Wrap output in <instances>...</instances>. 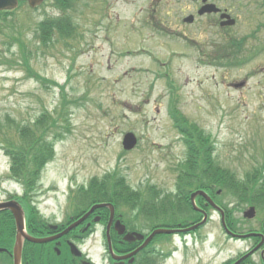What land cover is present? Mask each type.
<instances>
[{
    "label": "rangeland",
    "instance_id": "obj_1",
    "mask_svg": "<svg viewBox=\"0 0 264 264\" xmlns=\"http://www.w3.org/2000/svg\"><path fill=\"white\" fill-rule=\"evenodd\" d=\"M233 1V14L239 21L226 35L251 36L247 48H255L257 43L263 47V0ZM58 13L47 5L37 11H29L25 5L0 17V122L8 126L12 120L14 127L22 122L31 124L45 111L58 117L62 86L67 99L76 100L69 109L71 133L57 142L55 161L43 174L47 188L40 194L44 198L59 197L61 202L63 191L69 193L71 184L88 183L93 175L114 168L122 169L136 188L153 182L167 191L173 189L172 168L184 153L169 116L171 99L183 116L211 136L214 157L221 166L242 178L247 169L264 162V50L244 66H222L215 58L203 56L214 50L212 41L223 40L214 20L208 27L203 22L188 26L191 32L186 35L181 34V28L165 24L169 37H160L140 24L136 17L139 4L122 2L108 7L105 22L109 23L97 27L92 15L81 19L76 39L68 40L72 44H62L64 37L55 34L48 48L35 39L36 25L49 16L58 17ZM16 31L27 37L33 50L31 65L49 82L29 78L15 62L22 61L16 56L20 46L14 40L12 49L8 43L10 37L19 35ZM242 82L243 87H235ZM9 129L16 139L15 129ZM129 131L136 133L140 142L137 149L125 151L122 140ZM7 167L8 158L0 147V200L19 187L7 180ZM220 200L224 204L233 201L223 191ZM51 203L57 204L49 199L40 205L42 215L52 220L61 217L62 210ZM54 209L57 217H53ZM242 213L237 209L234 215L242 217ZM258 215L262 218V213ZM257 218L249 224L258 227ZM202 233L212 237L209 246L214 248L206 247L202 253L205 259L215 255L211 264H223L250 243L228 241L215 212ZM82 246L104 254L101 236H93Z\"/></svg>",
    "mask_w": 264,
    "mask_h": 264
},
{
    "label": "flooded vegetation",
    "instance_id": "obj_2",
    "mask_svg": "<svg viewBox=\"0 0 264 264\" xmlns=\"http://www.w3.org/2000/svg\"><path fill=\"white\" fill-rule=\"evenodd\" d=\"M77 1L82 4L91 3L92 6V16L94 17V24L98 27L99 25L105 23L108 19L107 11L110 5L117 2H122L126 4H141L142 6H148L147 11L141 9L140 14L142 24H146L149 27H161L165 23L168 25H174L181 28L182 34L190 33L185 18L188 15L193 16V21L191 25L203 22L210 25L212 20H218L220 24L225 20L220 19L223 13L228 12L231 15L234 13L235 7H233V2L231 0H71ZM62 2L65 5H70L66 0H46V4ZM207 3H214L217 7L221 8L220 12L216 13H206L199 14L200 9ZM145 13V14H144ZM117 20V19H116ZM206 27V28H207ZM224 29L225 26H221ZM223 32L220 33L222 35ZM190 135L187 133L185 136L184 145H190L191 139ZM207 153V152H206ZM187 156V154H186ZM177 176V175H176ZM175 186L177 187L180 182L175 179ZM204 187L215 202H217L216 196L209 192V181L201 185ZM220 191V190H219ZM216 191V193H220ZM183 192L179 190L172 200L174 204L170 207V212L168 213L167 208L163 209L159 215L156 216V222L148 221L141 214V206H134L135 212L133 211H119L116 208V213L114 219L110 223V210L108 208H102L99 211L88 216L82 223L75 226L68 234L57 237L62 233L67 227L77 222L83 215L82 211H63L61 217L49 219L44 217L42 212L39 211L38 206L32 211L28 206V200L32 203V206H36L33 198L28 200L25 198H19L21 204L25 208L26 213V228L29 234L39 238L54 237L53 240L47 243L36 244L30 241H25L22 248L21 264H81L82 257H75L70 249V242L77 244L79 247L82 245L84 239L90 235H97L101 233L102 236H110L111 247L113 248V254L119 257H125L122 259H114L113 254L110 249L109 241L107 240L106 254H103L104 259L102 260L105 264H189L190 260L193 258V251L189 247L190 243H193L197 237L200 236L202 228H198L194 231H182L175 234L159 235L153 238V240L144 248L141 246L146 241L147 237L152 233L156 227H167V228H179L187 229L192 224L197 223L201 220L202 212L199 213V218L194 220V210L193 207L188 203V198L190 195L183 196ZM144 197H135L134 202L140 204V201ZM183 200L187 204L186 215H181L180 212H184L185 208L179 206V200ZM198 205L205 211L209 212L213 207L207 202L204 197H197ZM71 205V202H68ZM185 205V204H184ZM186 206V205H185ZM131 209V207H130ZM214 211V210H213ZM226 212V222L227 221ZM163 219L158 223V220ZM167 219H174L172 222H168ZM124 224L126 230L124 234H120L119 230L116 228L117 221ZM151 222V223H148ZM232 227V228H231ZM231 230L235 233L245 234L251 231H259L264 233V228L262 227L254 230L246 229L237 230L233 229L231 225ZM138 234H144L145 238L140 239ZM17 235V223L11 212H0V264H5V262L11 261L13 258V245H15ZM130 236L129 238H126ZM236 241H250L249 245L246 247L244 252L238 254L235 259L232 260L231 264L239 262V264H264V243L263 245L252 252V250L264 239L263 236H255L250 238H233ZM60 249V252L56 248ZM83 249V248H82ZM138 250V251H137ZM137 251V252H136ZM85 256V255H84ZM90 257V254H86ZM36 258L37 262H36ZM93 259V258H92ZM97 261L96 259H94ZM98 262V261H97ZM99 263V262H98ZM226 264V263H224ZM236 264V263H235ZM238 264V263H237Z\"/></svg>",
    "mask_w": 264,
    "mask_h": 264
},
{
    "label": "trees",
    "instance_id": "obj_3",
    "mask_svg": "<svg viewBox=\"0 0 264 264\" xmlns=\"http://www.w3.org/2000/svg\"><path fill=\"white\" fill-rule=\"evenodd\" d=\"M39 25H41L43 41H47L56 28L62 32L71 30L59 21H51V24L42 22ZM23 38L24 36L21 33L14 37L20 46V57L22 58V61L17 63L21 64L29 76L47 82L46 78L36 73L32 68L30 64L31 50H29V45ZM227 39L221 49L217 50V54H219L215 55L216 60H218L216 61L217 64L241 66L254 59L261 50L259 46L255 49L246 48V38L228 37ZM48 43L45 42L44 44L47 45ZM61 101V110L65 111L70 104L76 103L75 101H68L64 94ZM170 108L171 113L176 118L175 125L178 131L183 134H193L190 135L192 138L190 155L192 157L186 163L187 169H190V175L188 173L184 175L183 179L187 180L188 183L181 186V189L183 191L194 190L202 187L198 186L200 183L203 184L209 180V189L221 188L238 206L244 207L245 205L256 204L264 213V162L247 169L242 178L238 177L230 168L223 167L216 161L213 155L211 136L196 123H191L186 116H183L175 102L172 103ZM64 117L67 116L64 114ZM38 118L33 126L31 124L19 125L16 134L17 139L6 130L9 127H0L3 140L1 143L4 145L5 150L11 154L13 160L11 176L23 183L27 194L36 192L42 165L48 158L50 159L53 156L54 141L50 140L49 136L53 133L56 136H62V133L59 132L61 127L59 119L63 118L62 114L59 115V118L51 114H43L42 118ZM149 187V190L133 193L127 186L125 187L123 178L115 177L113 180H109L107 184H98L96 181L91 182L87 189L83 188L79 191V195L83 197L84 205L98 199L114 200L116 202L118 196L124 197L123 199H127V201L129 197L137 195H148L152 199L161 196H172V193L165 192L163 189L159 190L156 186ZM169 203L171 202L169 201Z\"/></svg>",
    "mask_w": 264,
    "mask_h": 264
},
{
    "label": "water",
    "instance_id": "obj_4",
    "mask_svg": "<svg viewBox=\"0 0 264 264\" xmlns=\"http://www.w3.org/2000/svg\"><path fill=\"white\" fill-rule=\"evenodd\" d=\"M42 1L43 0H29V3H30V5L32 7H35L36 5L40 4ZM17 5H18V0H0V10H2V9H11V8L16 7ZM207 10H210V9H207ZM228 24H230V25L234 24V20H232ZM136 143H137V137L135 136L134 133L129 132V133H127L125 135L124 142H123L125 149L130 150V149L134 148ZM199 193L203 194L204 192L203 191H197V192L193 193V195H192L193 202H194V199H195L196 195L199 194ZM103 206H109V207H111L113 209V206L111 204H97V205H94L91 208V210L82 219H80V221L84 220L87 216H89L96 208L103 207ZM6 208L10 209V210H12L14 212V215H15L16 220H17V225H18V240H17V246L15 247L16 264H17L18 261L20 260L21 250H22L23 242H24L25 238H28L30 241H33V242H47V241L51 240V238H47V239L34 238V237H31L30 235H28L24 231V211L18 205L17 202L10 201V202H5V203H0V210L1 209H6ZM255 214H256V209H255L254 206L250 207L245 212V216L248 217V218H253L255 216ZM204 222H205V220L202 221L199 225L203 224ZM223 223H224V226H225L226 224H225L224 217H223ZM73 226H75V225H73ZM73 226H71L66 231H64V233L69 231V229H71ZM171 232H174V230L157 229L156 231H154L148 237V239L146 240L144 245H146L156 234H159V233H171ZM228 232H230V231L228 230ZM143 237L144 236L140 235V238H143ZM74 250H76V249L74 248ZM88 264H90V263H88Z\"/></svg>",
    "mask_w": 264,
    "mask_h": 264
}]
</instances>
